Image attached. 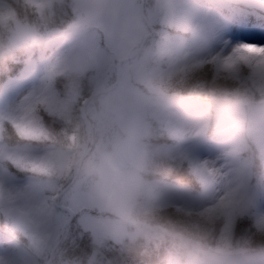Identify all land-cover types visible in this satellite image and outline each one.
<instances>
[{
    "label": "clouds",
    "instance_id": "obj_1",
    "mask_svg": "<svg viewBox=\"0 0 264 264\" xmlns=\"http://www.w3.org/2000/svg\"><path fill=\"white\" fill-rule=\"evenodd\" d=\"M264 0H0V264H264ZM23 177L22 179L20 177Z\"/></svg>",
    "mask_w": 264,
    "mask_h": 264
},
{
    "label": "rangeland",
    "instance_id": "obj_2",
    "mask_svg": "<svg viewBox=\"0 0 264 264\" xmlns=\"http://www.w3.org/2000/svg\"><path fill=\"white\" fill-rule=\"evenodd\" d=\"M243 20V16L240 18ZM240 24L245 26L244 23ZM225 38L228 39L232 44L239 43H264V29L258 28L255 31L248 32L242 30L237 38H233L230 26L224 32ZM38 74V68L28 59H23L20 70L15 76L6 79L3 89L14 90L18 88L28 87Z\"/></svg>",
    "mask_w": 264,
    "mask_h": 264
},
{
    "label": "trees",
    "instance_id": "obj_3",
    "mask_svg": "<svg viewBox=\"0 0 264 264\" xmlns=\"http://www.w3.org/2000/svg\"><path fill=\"white\" fill-rule=\"evenodd\" d=\"M242 16H243V19L246 20L251 25H259V26L264 27V9H256V8L248 9L245 11V13H243L237 19H240ZM237 19L232 23L234 32L236 31ZM23 59L24 58H19V59H16L10 62L6 66L4 71L0 73V89H3L7 78L15 76L18 73ZM20 178L22 179L23 177L21 176Z\"/></svg>",
    "mask_w": 264,
    "mask_h": 264
},
{
    "label": "snow or ice",
    "instance_id": "obj_4",
    "mask_svg": "<svg viewBox=\"0 0 264 264\" xmlns=\"http://www.w3.org/2000/svg\"><path fill=\"white\" fill-rule=\"evenodd\" d=\"M239 49L248 55H255L257 53L264 54V43H241Z\"/></svg>",
    "mask_w": 264,
    "mask_h": 264
}]
</instances>
